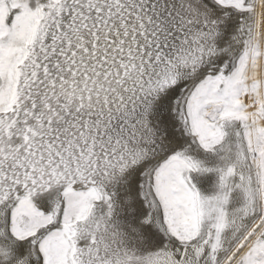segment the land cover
Here are the masks:
<instances>
[{
    "label": "snow or ice",
    "instance_id": "snow-or-ice-1",
    "mask_svg": "<svg viewBox=\"0 0 264 264\" xmlns=\"http://www.w3.org/2000/svg\"><path fill=\"white\" fill-rule=\"evenodd\" d=\"M0 264H264V0H0Z\"/></svg>",
    "mask_w": 264,
    "mask_h": 264
}]
</instances>
